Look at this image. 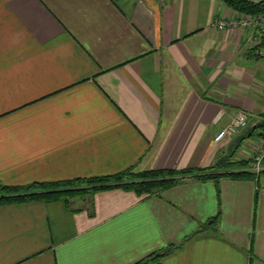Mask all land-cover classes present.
Listing matches in <instances>:
<instances>
[{
	"label": "crops",
	"instance_id": "1",
	"mask_svg": "<svg viewBox=\"0 0 264 264\" xmlns=\"http://www.w3.org/2000/svg\"><path fill=\"white\" fill-rule=\"evenodd\" d=\"M233 14L222 0H0V183L194 170L153 194L0 205V264H136L171 244L146 264H264V173L195 176L241 169L215 165L263 139L264 44L213 26ZM240 111L248 125L216 141Z\"/></svg>",
	"mask_w": 264,
	"mask_h": 264
},
{
	"label": "trees",
	"instance_id": "2",
	"mask_svg": "<svg viewBox=\"0 0 264 264\" xmlns=\"http://www.w3.org/2000/svg\"><path fill=\"white\" fill-rule=\"evenodd\" d=\"M229 8L237 13L256 16L264 14V0H222ZM264 44V35L262 42ZM262 128L261 136H264V119L258 124ZM228 159H218L216 167L240 166L241 169L226 170L221 173L208 172L207 168L199 170L201 172L195 175L199 179L219 178L228 176L235 179L259 177L264 173L262 170L259 174L248 168L249 161L242 160L237 163H226ZM230 162V161H229ZM245 167V168H244ZM247 167V168H246ZM193 169L174 170V169H156L136 172L131 168L110 175H96L91 177H76L71 179H62L56 181H34L25 185H8L0 183V205L20 204L33 200H58L67 199L73 196H86L96 191L113 187H124L137 193L153 194L162 189L176 185L182 178L192 174ZM206 172V173H204ZM218 217L210 219L207 225H213ZM179 245L171 244L168 247L152 253L145 259L136 264H146L147 262L163 257L177 248Z\"/></svg>",
	"mask_w": 264,
	"mask_h": 264
},
{
	"label": "built area",
	"instance_id": "3",
	"mask_svg": "<svg viewBox=\"0 0 264 264\" xmlns=\"http://www.w3.org/2000/svg\"><path fill=\"white\" fill-rule=\"evenodd\" d=\"M262 1V0H253ZM213 26L221 31L234 28L248 29L255 27L257 29V36L255 37L256 44H261L262 36L264 35V14L251 16L246 14H234L231 17L221 18L213 23ZM224 111H221L222 115ZM248 125V114L244 111H240L236 117H234L231 122L224 128L216 137V141H221L227 135H231L238 131L240 128H244ZM248 168L257 174L264 170V136L262 143L259 146L257 152L249 161Z\"/></svg>",
	"mask_w": 264,
	"mask_h": 264
},
{
	"label": "rangeland",
	"instance_id": "4",
	"mask_svg": "<svg viewBox=\"0 0 264 264\" xmlns=\"http://www.w3.org/2000/svg\"><path fill=\"white\" fill-rule=\"evenodd\" d=\"M236 14H237V12H236ZM234 15V14H233ZM257 16V15H256Z\"/></svg>",
	"mask_w": 264,
	"mask_h": 264
}]
</instances>
